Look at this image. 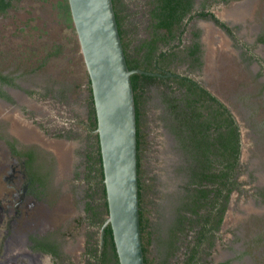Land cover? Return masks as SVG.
Returning a JSON list of instances; mask_svg holds the SVG:
<instances>
[{"label": "rangeland", "instance_id": "374dc122", "mask_svg": "<svg viewBox=\"0 0 264 264\" xmlns=\"http://www.w3.org/2000/svg\"><path fill=\"white\" fill-rule=\"evenodd\" d=\"M67 4L11 0L0 14V74L13 83L4 88L7 99H0V243L13 218L2 260L18 254L30 257L32 241L47 240L59 247L57 258L52 262L45 254H34L36 264H89V252L101 245L105 216L86 158L95 142L86 126L89 77ZM146 4L116 0L119 15H129L124 28L131 49L148 36ZM200 9L227 21L240 40L230 39L212 19L195 16L189 25L199 32V64H180L175 71L192 76L232 112L241 135V169L240 191L230 194L223 222L195 264H264V42H256L264 35V0H194V10ZM188 33L183 36L185 45L190 42ZM180 95L175 84L155 83L145 88L140 100L149 264H185L197 229L188 224L178 231L176 247L172 253L166 251L189 180V154L180 145L164 100ZM15 118L36 136L20 138ZM11 144L20 152L32 150L30 171L46 177L45 185L35 183L36 192L31 182L17 209L13 195H19L21 182L15 178L11 186L7 183L8 171L16 167Z\"/></svg>", "mask_w": 264, "mask_h": 264}, {"label": "trees", "instance_id": "16d2710c", "mask_svg": "<svg viewBox=\"0 0 264 264\" xmlns=\"http://www.w3.org/2000/svg\"><path fill=\"white\" fill-rule=\"evenodd\" d=\"M112 1L127 66L131 70H143L141 73H132L130 79L136 110L139 222L144 262L149 264L147 245L151 240V231L147 229L148 218L143 206L145 185L141 179L143 141L140 131V100L147 86L155 83H171L175 84L181 95L179 98L164 100L172 113L174 132L178 135L182 148L189 154L190 163L186 195L182 197L180 213L175 225L168 232L166 251L173 252L178 231H183L188 224H195L197 229L193 233L194 242L185 263L195 264L200 260L202 252L213 242L223 222L230 194L234 190L240 191L237 174L241 169V135L239 125L229 108L192 76L175 71V67L184 63H188L190 67L199 64V56H197L199 32L189 25L195 16L212 19L233 39L235 38L236 41L238 39L234 37V29L218 18L214 12L205 9L192 12L194 0H146L149 33L131 49L124 28L129 15L124 14L121 17L116 8V0ZM223 1L227 3L230 0ZM10 6L11 0H0V13H4ZM187 32L190 33L191 42L185 45L183 36ZM256 42H264V35H258ZM243 47L246 50L249 48L245 43ZM11 82V79L0 74V83ZM88 89L90 115L86 126L88 130H94L95 142L94 148L88 154L87 171L89 170V179L92 184H97L100 188L102 213L105 216L102 218V226L108 216V207L90 84ZM0 96L7 98L1 87ZM11 147L15 154L28 156L25 164L29 171L30 182L34 184V187L36 182L39 187L45 185L46 177L42 173L30 171L34 164L33 151L20 152L13 144ZM186 213L188 216L185 215ZM93 215L96 213L93 212ZM184 220H187V224ZM40 242L44 243V241ZM46 244L49 243L46 242ZM89 253L92 257V263L89 264H119L109 224L104 226L101 245L96 252L93 253L92 250Z\"/></svg>", "mask_w": 264, "mask_h": 264}, {"label": "water", "instance_id": "95a60500", "mask_svg": "<svg viewBox=\"0 0 264 264\" xmlns=\"http://www.w3.org/2000/svg\"><path fill=\"white\" fill-rule=\"evenodd\" d=\"M93 98L108 216L119 264H145L139 222L136 110L112 0H67Z\"/></svg>", "mask_w": 264, "mask_h": 264}, {"label": "flooded vegetation", "instance_id": "af4514ba", "mask_svg": "<svg viewBox=\"0 0 264 264\" xmlns=\"http://www.w3.org/2000/svg\"><path fill=\"white\" fill-rule=\"evenodd\" d=\"M201 10V9H200ZM196 11H199V10H196ZM192 12H195V10H194V7H193V10H192ZM0 14H2V13H0ZM229 27H231V25L227 22V21H224ZM218 26V25H217ZM219 27V26H218ZM232 28V27H231ZM220 29H222V28H220ZM223 30V29H222ZM228 36H229V38L231 39V38H233L231 35H229L225 30H223ZM188 33V32H187ZM189 35H190V33H188ZM234 37H236V39H238V36H237V34L235 33V31H234ZM185 35V34H184ZM141 39H144V38H141ZM234 41H236L235 40V38L233 39ZM238 40H240V39H238ZM190 42H191V40H190ZM189 42V43H190ZM244 43L245 42H240V44L241 45H244ZM260 43V42H259ZM246 44V43H245ZM246 45H248V44H246ZM249 46V45H248ZM134 47V46H133ZM132 47V48H133ZM244 49L246 50V48L244 47ZM250 50V46H249V48H248V50H246V51H249ZM5 76V75H4ZM13 85V83L11 82V83H0V87H1V89L4 91V93L7 95V92L5 91V87L6 86H9V87H11ZM0 99L1 100H5V99H7V98H4V97H2V96H0ZM27 115H29V114H27ZM89 115H90V111H89V114H88V117H87V125H88V122H89ZM28 117V116H27ZM15 122H16V125H14V129H16V131H17V133L19 134V131L17 130V128H19L20 130L22 129V131L23 130H27L28 129V127H27V125H26V123H21L20 121H18V120H16V118H15ZM14 122V123H15ZM22 127V128H20V126ZM18 126V127H17ZM17 127V128H16ZM28 130H30V129H28ZM89 131V133H95L94 132V130H88ZM19 136H20V138L21 137H23V135H21V134H19ZM30 138V137H29ZM12 155V158H15V160H14V162H15V166L16 167H13V168H11V170L10 171H8V174L9 175H7V177H8V186H11V183L12 182H14V179L16 178V179H18L19 178V180H20V182H21V187H20V189H19V195L17 196V197H14V195H13V198H17V200H16V202H14V205H15V207H16V209H17V207H18V205H20L21 204V202H23L24 201V197L22 198V196H21V194L23 193H26V190L27 191H29V189L31 190V182H30V177H29V172H27L28 171V169H27V166H26V164H25V160L28 158V156H26V155H19V154H11ZM22 156V157H21ZM22 158V159H21ZM86 158H87V165L89 164V159H88V154L86 155ZM16 159H18L19 160V162H18V164L16 163ZM36 185L39 187V185H38V183L36 182ZM36 187V186H35ZM35 187H32V190L34 191V192H36L35 191ZM12 192H13V194H14V192H15V187H13V189H12ZM8 208H6V210H9V208H10V204L7 206ZM7 213V212H6ZM8 215V214H7ZM10 220H11V223L9 224H7V227L9 228L8 230H7V233H6V236L4 237V238H2V241H1V243H0V257H3V255H4V253H5V250L7 249V241H8V239L12 236V231H13V229H12V226H13V218H10ZM40 241H44V243L43 242H40ZM33 242V244H32V248H33V252H32V254L30 255V257L28 256V255H24V254H18L16 257H10V258H4V260H2V259H0V264H36V262L38 261V259H34L35 257L33 256L34 254H38V255H41V256H43L44 254L45 255H47V256H49L50 257V259H51V261L53 262V261H55L56 260V258H57V255H58V251H59V247L57 246V245H55L54 243H49V241H47V240H34V241H32ZM46 242L47 243H49V244H46ZM19 258H21V259H19ZM32 258H33V260H32ZM51 262V263H52ZM38 263V262H37Z\"/></svg>", "mask_w": 264, "mask_h": 264}, {"label": "bare ground", "instance_id": "6f19581e", "mask_svg": "<svg viewBox=\"0 0 264 264\" xmlns=\"http://www.w3.org/2000/svg\"><path fill=\"white\" fill-rule=\"evenodd\" d=\"M211 31V30H210ZM20 126V125H19ZM18 127V126H17ZM16 127V128H17ZM20 128H22L21 126H20ZM17 130L19 131V134H21V135H23V136H26V137H33V136H36V135H34V132H32L31 130H23L22 131V129L20 130L19 128H17ZM59 156H60V158H61V155L59 154Z\"/></svg>", "mask_w": 264, "mask_h": 264}]
</instances>
